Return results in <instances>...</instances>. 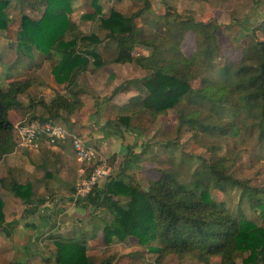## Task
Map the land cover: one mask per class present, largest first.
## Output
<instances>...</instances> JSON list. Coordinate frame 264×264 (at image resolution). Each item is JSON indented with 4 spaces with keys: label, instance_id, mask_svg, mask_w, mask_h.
I'll use <instances>...</instances> for the list:
<instances>
[{
    "label": "trees",
    "instance_id": "16d2710c",
    "mask_svg": "<svg viewBox=\"0 0 264 264\" xmlns=\"http://www.w3.org/2000/svg\"><path fill=\"white\" fill-rule=\"evenodd\" d=\"M71 1L0 0V31L7 30L13 23L7 11L15 2L21 14L19 55L29 61L35 52L44 55L51 62L55 80L66 84L68 89L76 85L78 76L87 72L91 64L95 67L108 64L96 50L103 42L107 43L106 47H113L116 54L115 64L136 63L150 73L114 88L108 100L135 83H141L148 91L141 103L134 104L138 106L122 107L114 124L139 138L131 127L138 112L145 111L156 119L177 105L185 104L187 107L178 112V130L208 129L202 137L194 132L193 138L211 150V158L202 160L189 179H182L174 170H161L160 178L149 181V186L143 188L129 173V167L138 163L146 150L137 154L135 147L129 146L119 173L76 204L84 203L90 207L91 214L102 209L108 216L109 219H101L107 245L115 240L124 242L134 238L140 247L155 255L152 264H163L170 256L202 264H210L214 258H219L221 264H238L240 257L242 264H264V185L255 186L250 180L237 177L229 166L230 158L218 156L229 139L248 138L264 148V39L255 35L257 31L264 35V21L255 26L242 24L252 35L250 61L241 62L235 68L224 65L209 69L204 65L211 66L219 54L220 27L216 21L185 18L204 35V46L188 57L181 50L180 23L185 20L172 7H167L163 17L165 38L140 39L142 31L137 27L136 18L150 9V0H140L144 8L132 16L114 9L104 16L102 0H92L93 13L81 17L100 20L101 27L107 30L102 40L94 33H80L79 25L71 18ZM33 2L44 8L40 17L26 12ZM138 45L152 48L151 55L134 57L133 51ZM36 67L41 68V65L36 64ZM197 80L200 87L195 89L192 83ZM36 82L37 79L29 75L0 89V161L17 148L10 111L21 105L19 96ZM39 105L44 109L43 114L27 117V120L53 121L61 116V111L71 114L80 104L66 95L56 94L48 102L42 99ZM225 105L232 108V119L228 121L221 114ZM213 110L217 113L210 112ZM109 161L114 163L112 159ZM0 184L25 205L34 202L30 183L23 185L9 176L0 179ZM215 190L225 195V201L213 200ZM234 190H239L237 203L231 196ZM4 224L3 201L0 200V231L6 229ZM85 235L54 238L56 251L50 261L53 264H111L113 257L99 262L88 255ZM96 236L94 232L91 238ZM33 254L30 246L28 258ZM14 264H28V260Z\"/></svg>",
    "mask_w": 264,
    "mask_h": 264
},
{
    "label": "rangeland",
    "instance_id": "374dc122",
    "mask_svg": "<svg viewBox=\"0 0 264 264\" xmlns=\"http://www.w3.org/2000/svg\"><path fill=\"white\" fill-rule=\"evenodd\" d=\"M150 1V9L144 15L136 18L137 27L142 31V33L139 35L140 39H152L157 37H159L160 40L164 39L165 20L163 17L168 10L167 7H172L180 16L184 17L185 20L184 22L180 23V33L182 34L181 50L188 57L193 55L197 49L204 46V35L200 29H195L192 26L191 20L185 18L193 17L200 22L216 21L219 25L218 57L211 66L205 64L204 68L217 69L224 65L235 68L241 62L250 61L253 58L252 51L249 46V43L252 41V35L248 34L247 31L243 29L242 24L245 26H255L257 22L261 23L264 21V0ZM72 3L73 0L71 1V7ZM100 4L102 6L104 16H108L111 9L117 10L124 15L132 16L136 13H139V11L144 8V2L140 0H102ZM11 5L14 8H9L7 13H9V15H11L12 18H14L19 23L21 17L19 10L14 5V2H12ZM33 6H35L34 2L32 3V7ZM30 10L31 9L27 10L26 12L31 16ZM75 11L78 13L80 11H84V15L93 13L94 9L92 7V0H77ZM74 15L75 14H73L72 7L71 18L79 25L80 33L86 35L94 33L100 39L105 40L107 30L101 27L99 19L96 21L84 20L82 17L77 18L78 16ZM255 35L259 39H264V35L259 31H257ZM83 44L87 45L88 43ZM106 46H108V44L106 43L105 45L103 42V44L97 46L96 50L102 54L103 58L108 64L101 67H95L93 64H91L90 69L87 72L82 73L79 78L83 76L85 81L89 82L93 80L91 76H95L99 77L98 79L102 78L101 81H106L108 79L111 82L110 84L117 83L118 86L124 81L140 79L150 74L147 70H143L136 63L132 62H127L130 64L125 65L123 69L121 68L122 70L120 68L118 70L117 64L113 62V59L116 56V54L113 53V47L109 48ZM151 53L152 48L142 45H138L133 51L134 57H147L151 55ZM102 67H107V70H103ZM109 67L114 68L117 73H115L114 70L112 71V69L108 70ZM110 73H112L111 76ZM31 76L38 81L37 75H35V73H33ZM98 79L97 81L100 83ZM100 85L101 84H99V86ZM99 86L95 87L98 88ZM192 86L193 88L198 89L200 87V81L197 80L193 82ZM115 87L116 86L114 85V88ZM102 90L107 91V89ZM112 92L113 91H111V93L108 92L109 96L104 97L101 95L97 96L95 92V107L97 110L101 111L105 108V104L112 95ZM33 102H31V105H27L26 109H23L21 118L27 119V117H32L35 115L39 116L41 115L42 111L44 112V110L38 109L39 104L33 105ZM141 102L142 101L140 100L139 103ZM125 103V106H127L129 109H133V107L138 106L134 105L137 104V102L129 103L125 101ZM186 107L187 105L185 104L181 105L182 110ZM38 110L40 112H37ZM141 111L138 112V114L132 119L134 121V127L139 131L137 134L141 136V139L139 140L140 142L138 141L136 144L134 143L133 147H137L136 150L139 152L146 150L144 154L147 155V158L142 161V164L130 169L129 172L143 188H147L149 186V181L159 179V171L161 170H174L181 174L180 177L182 179H189L191 173L200 166L202 160H209L211 158V150L198 143L193 138L195 135L194 132L202 137L208 133V129H202L198 127L194 131H191L187 128H183L181 131H179L177 120L179 109L170 110L167 114L161 115L156 119H154L145 111ZM143 112L145 114L142 117L141 113ZM210 112L213 114L217 113L214 110ZM120 113L121 111H119V114ZM129 114H132L131 110ZM221 114L225 120H231L232 108L228 105L223 106V109H221ZM134 136H136V134H134ZM14 137L16 138L15 133ZM222 146V149L218 152V156H228L230 158L231 165L229 166L231 171L237 177L248 179L251 181L252 185L255 186L264 185V148H262L257 143V141L248 140V138L229 139ZM73 154L74 160L72 159L71 165L75 164L77 167L83 168L85 171V174L80 179H76V182L73 186L75 190L76 186L83 180L82 178L84 176L85 178L88 177L91 168L78 161L75 153ZM144 154L142 156H144ZM108 162L114 168L113 176L117 175L119 173V167L117 166V163L115 164V162ZM74 192L75 191H73L72 194H74ZM54 193L57 194V192ZM69 195H71V193H69ZM238 195L239 190H234L231 195L234 199V203H237ZM212 198L217 203L225 201V195L216 190L212 193ZM89 215H91L93 224H90L89 222L86 228L89 229H85L80 235L82 237L83 234H86L85 237L88 239L86 245L88 255L95 257L99 262L109 257H113L114 260L111 264H152L155 255L148 253L145 248L140 247L138 245V241L134 238H129L124 242H118L115 240L110 245L106 244L102 230L103 222L101 219L109 218L107 215L103 214L102 209L96 210L94 214L89 213ZM94 232H96L97 236L95 239H92L91 236ZM53 246L52 244H38L37 249L35 250L41 254L38 255L39 262L35 264H53V262L50 261V257L56 251V247ZM244 256H247V254ZM21 257L22 256L19 258ZM163 264L202 263L193 262L188 259L180 261L176 256H170ZM210 264H221V262L219 258H214ZM238 264H242V257L238 259Z\"/></svg>",
    "mask_w": 264,
    "mask_h": 264
},
{
    "label": "crops",
    "instance_id": "0c3cea01",
    "mask_svg": "<svg viewBox=\"0 0 264 264\" xmlns=\"http://www.w3.org/2000/svg\"><path fill=\"white\" fill-rule=\"evenodd\" d=\"M34 3L35 6L31 8L30 14L37 18L42 15L44 8ZM76 3L77 0H73V14L80 18L84 11L76 12ZM14 5L16 6L15 2ZM12 24L7 30L0 31V89L33 73L38 76V81L26 93L19 96L21 105L10 111L9 116L13 125L25 119L21 118L23 109L31 105V102L34 101L33 105H37L42 99L48 102L56 94L66 95L80 105L71 114L61 111V116L53 121L78 134L87 145L98 148L101 155H104L108 161L112 159L120 168L129 153V146L136 144L141 136L138 134L139 138H136L134 134L116 126L114 121L120 109L125 106V101L140 102L147 96L148 91L141 83L128 85L114 99L106 102L105 108L101 110L102 113L95 107V92L97 96H109L117 83L110 84V80L101 81L102 78L98 79L99 77L95 76H91L93 80L87 82L83 76L80 78L78 76L76 85L68 89L66 84H60L55 80L51 62L44 55L35 52L30 61L21 58L18 46L20 25L15 19ZM36 64L41 65V68L36 67ZM127 64L130 63L117 64V69H123ZM102 69L107 70V67ZM110 69L117 73L114 68L109 67L108 70ZM102 89H107L109 93ZM181 105H177L175 109L182 110ZM38 109L44 110L42 105H39ZM144 114L141 113V116L143 117ZM133 122L132 120L131 127L139 132ZM15 142L17 143L16 138ZM70 145L72 146L70 142L57 145L42 142L40 147L35 149L17 144L16 150L0 161V179L12 176L20 184L30 183L34 201L30 205H25L20 198L15 197L0 184V200L3 201L6 228L0 231V264L23 263L26 260L28 264L38 263V255L41 254L35 250L38 244H52L55 247L54 238L80 236L89 222L93 224L89 215L90 207L83 205L84 203L72 204L74 183L85 174V171L75 164L71 165L75 152ZM136 148L134 152L140 154L141 152ZM146 158L147 155L144 154L138 163L129 167V171L142 164ZM84 178L85 176L82 179ZM30 246L34 254L28 258ZM20 256L22 257L19 258Z\"/></svg>",
    "mask_w": 264,
    "mask_h": 264
},
{
    "label": "built area",
    "instance_id": "2783aa9c",
    "mask_svg": "<svg viewBox=\"0 0 264 264\" xmlns=\"http://www.w3.org/2000/svg\"><path fill=\"white\" fill-rule=\"evenodd\" d=\"M14 133L19 146L39 148L42 142L51 145L70 142L78 160L91 168L88 177L75 189L72 204L86 198L96 187L113 175V167L97 149L86 144L78 134L69 131L55 121H30L25 119L14 125Z\"/></svg>",
    "mask_w": 264,
    "mask_h": 264
}]
</instances>
